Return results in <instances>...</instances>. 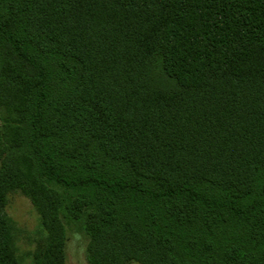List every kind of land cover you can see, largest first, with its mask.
<instances>
[{
  "label": "trees",
  "instance_id": "obj_1",
  "mask_svg": "<svg viewBox=\"0 0 264 264\" xmlns=\"http://www.w3.org/2000/svg\"><path fill=\"white\" fill-rule=\"evenodd\" d=\"M0 57V264L15 188L64 263L46 182L92 262L264 264V0H0Z\"/></svg>",
  "mask_w": 264,
  "mask_h": 264
},
{
  "label": "rangeland",
  "instance_id": "obj_2",
  "mask_svg": "<svg viewBox=\"0 0 264 264\" xmlns=\"http://www.w3.org/2000/svg\"><path fill=\"white\" fill-rule=\"evenodd\" d=\"M9 93V90L3 92L0 90V97H2L0 98V167L4 156L10 149L9 125H19V122L13 119V114L10 112L12 107L9 104L11 103L6 97ZM46 184L50 189L59 192L61 196L62 203L59 208V218L64 228L63 264H101L99 261H91L88 251L89 238L85 231V214L90 212L92 202L89 201L88 205L82 209L79 218H73L63 209L64 204L71 200L73 193L51 182H46ZM83 194L85 192L81 195ZM4 212L9 240L16 256V263L42 264L46 246V233L41 225L38 210L31 199L18 188L8 190L4 197ZM124 264L141 263L135 260H128Z\"/></svg>",
  "mask_w": 264,
  "mask_h": 264
}]
</instances>
